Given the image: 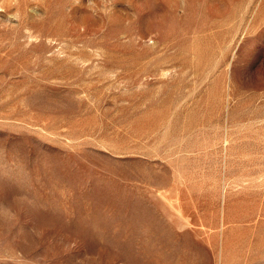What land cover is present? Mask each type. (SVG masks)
Returning a JSON list of instances; mask_svg holds the SVG:
<instances>
[{"label": "rangeland", "instance_id": "374dc122", "mask_svg": "<svg viewBox=\"0 0 264 264\" xmlns=\"http://www.w3.org/2000/svg\"><path fill=\"white\" fill-rule=\"evenodd\" d=\"M0 264H264V0H0Z\"/></svg>", "mask_w": 264, "mask_h": 264}]
</instances>
